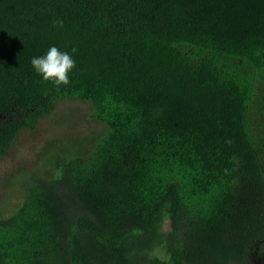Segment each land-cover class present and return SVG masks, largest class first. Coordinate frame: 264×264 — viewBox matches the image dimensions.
Returning <instances> with one entry per match:
<instances>
[{"label": "trees", "instance_id": "1", "mask_svg": "<svg viewBox=\"0 0 264 264\" xmlns=\"http://www.w3.org/2000/svg\"><path fill=\"white\" fill-rule=\"evenodd\" d=\"M60 100L100 131L22 172L0 264H264V0H0V158Z\"/></svg>", "mask_w": 264, "mask_h": 264}, {"label": "rangeland", "instance_id": "2", "mask_svg": "<svg viewBox=\"0 0 264 264\" xmlns=\"http://www.w3.org/2000/svg\"><path fill=\"white\" fill-rule=\"evenodd\" d=\"M89 111L87 103L60 100L34 130L17 136L9 153L0 158L1 217L9 216L21 203L23 191L19 177L44 167L42 148L47 147V141L86 139L87 135L100 131V125L89 118Z\"/></svg>", "mask_w": 264, "mask_h": 264}, {"label": "clouds", "instance_id": "3", "mask_svg": "<svg viewBox=\"0 0 264 264\" xmlns=\"http://www.w3.org/2000/svg\"><path fill=\"white\" fill-rule=\"evenodd\" d=\"M56 26L63 27V21L57 20ZM76 51V48L71 50L72 53ZM31 66L45 81L53 82L59 88L70 85V74L76 67V62L71 53L51 46L45 55L32 58Z\"/></svg>", "mask_w": 264, "mask_h": 264}]
</instances>
